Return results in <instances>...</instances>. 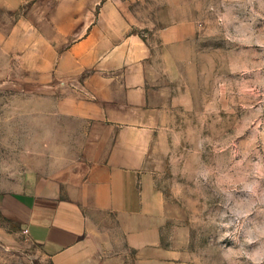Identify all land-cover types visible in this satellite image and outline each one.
Returning a JSON list of instances; mask_svg holds the SVG:
<instances>
[{
  "label": "rangeland",
  "instance_id": "374dc122",
  "mask_svg": "<svg viewBox=\"0 0 264 264\" xmlns=\"http://www.w3.org/2000/svg\"><path fill=\"white\" fill-rule=\"evenodd\" d=\"M131 6L142 23L133 31L153 46L162 27L190 23V42L173 52L172 104L148 160L170 215L163 247L179 248L186 264H264V0ZM2 67L0 198L29 168L57 166L61 142L42 104L43 95L57 98L55 80ZM101 232L78 264H137L119 230ZM25 233L0 213V264H55Z\"/></svg>",
  "mask_w": 264,
  "mask_h": 264
},
{
  "label": "crops",
  "instance_id": "0c3cea01",
  "mask_svg": "<svg viewBox=\"0 0 264 264\" xmlns=\"http://www.w3.org/2000/svg\"><path fill=\"white\" fill-rule=\"evenodd\" d=\"M136 2L0 0V76L8 65L55 80L57 98L42 104L61 140L58 165L26 170L3 192L0 213L55 264H78L101 230H119L137 264H186L162 245L170 215L147 172L172 104L173 52L190 42V23L162 27L153 46L133 31L142 29Z\"/></svg>",
  "mask_w": 264,
  "mask_h": 264
},
{
  "label": "built area",
  "instance_id": "2783aa9c",
  "mask_svg": "<svg viewBox=\"0 0 264 264\" xmlns=\"http://www.w3.org/2000/svg\"><path fill=\"white\" fill-rule=\"evenodd\" d=\"M26 232V231H25Z\"/></svg>",
  "mask_w": 264,
  "mask_h": 264
}]
</instances>
